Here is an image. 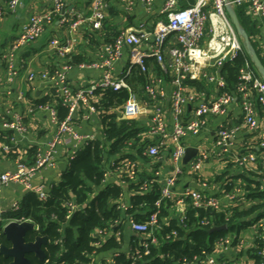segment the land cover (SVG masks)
I'll return each instance as SVG.
<instances>
[{"label": "built area", "instance_id": "2783aa9c", "mask_svg": "<svg viewBox=\"0 0 264 264\" xmlns=\"http://www.w3.org/2000/svg\"><path fill=\"white\" fill-rule=\"evenodd\" d=\"M46 1L51 4L52 9L32 16L3 55L6 65V88L10 96L14 94L24 69V61L20 59L19 52L30 42L40 39L46 26L51 23L53 15L65 9V0ZM121 1L126 4L127 9H131L135 3V0ZM142 1L148 11L153 10L155 0ZM162 1L161 13L167 17V21L160 22L154 33L145 31L142 26L133 31H124L113 41L102 45L98 60L81 65V68L100 72L99 79L88 88L78 91L72 89L68 82L71 69L69 64L53 72L28 74L29 81L38 78L46 81L54 89L62 104L67 107L68 113L63 120H60L52 107L48 105L39 107L50 112L52 120L58 123V131L44 149L38 150L32 164L18 163L15 171L7 170L0 173V198L6 188L18 185L37 194L41 201H46L50 190L44 186H35L34 179L42 171L56 166L58 148L70 147L67 155L69 163L76 158L79 151L95 140L93 136L84 135L75 128V113L81 104L87 106L94 114L97 113L100 104V100H96L97 95L102 98L107 91L114 93L125 91L128 97L121 105L118 120L138 121L149 115L151 121L145 135L152 141L145 148H141L142 155L156 160L168 155L172 164V171L166 177L156 172L157 180L162 178L160 199L156 202V206L160 208L164 201L174 203L175 216L179 217L181 224L185 226L188 203L196 209L215 212L226 210L233 203H237L239 196L235 193L216 196L191 188L177 191L178 181L184 173L183 162L188 149L186 139L189 136H201L208 130L211 119L225 118L230 107L238 101L242 124L229 126L224 121L220 122L213 149V154L217 157H228L232 148V139L243 128L252 132L259 126L256 104L264 108V79L247 55L227 13L224 0H193L192 4L187 0L184 7H181V0ZM7 2L12 9H15L20 0H7ZM230 4L233 7L247 4L254 19L264 18V0H230ZM107 8L106 0H93L91 15L86 18L77 14V20L70 27L71 31L76 33L86 22L93 29H101ZM69 21L67 17L62 19L64 23ZM172 39L174 45L169 46ZM71 42H75V39L68 41L65 46L60 40L55 39L50 42V46L61 57H65L70 51ZM126 52L129 55L128 62L119 71L117 66ZM238 60L242 61L241 67L238 70L237 83L231 88L222 70L227 64H235ZM151 61L157 65L154 74L148 65ZM134 79L144 80L145 100H141L134 90ZM193 83L203 84L206 88L201 90L192 88ZM17 98L22 97L19 95ZM166 100L170 101L169 110ZM189 108L193 111L187 116ZM6 127L22 136L27 132L24 116L19 112L12 114ZM140 136L139 133L137 139ZM136 143V139L129 140L127 147H134ZM259 149L264 152V140L259 144ZM209 157L207 151L199 152L191 165V170H198ZM233 159L239 165H247L249 162H255L257 156L247 152L234 155ZM137 174L135 161L126 156L118 157L117 162L111 164V170L105 172L103 183L110 182L115 176V182L128 186L137 180ZM157 180L143 181L140 192H149L152 185L158 183ZM67 208L65 219L69 220L77 205L74 201H70L67 203ZM131 208V203L120 201L117 209L123 213L126 222L124 224L115 222L107 228L98 227L92 230L93 252L89 255L90 261L85 264H145L146 259L153 256V251L161 247L163 240L160 238V232L163 224L160 221L159 210L150 214L144 221H138L128 213ZM18 210H20V202L13 203L12 211ZM5 213L6 210L0 201V225H3V228L12 221H26L6 219ZM52 217L57 219L56 215ZM202 225H209V221H202ZM256 225L263 228L261 236L264 239V219ZM36 230L40 231L38 226ZM178 236L179 232L172 230L164 236V241H171ZM126 237L130 240L125 241ZM110 239H114L121 248L103 251V246ZM60 243L59 239L54 242L55 245ZM126 243L127 246H124ZM231 244L232 239L223 236L216 241L211 252L203 250L191 257L179 258L176 264H228V261L220 259L218 251L227 249ZM123 256L126 259L121 261ZM160 257L165 260L167 256L162 254ZM43 262V264H59V258L51 260L45 257ZM261 264H264V251Z\"/></svg>", "mask_w": 264, "mask_h": 264}, {"label": "crops", "instance_id": "0c3cea01", "mask_svg": "<svg viewBox=\"0 0 264 264\" xmlns=\"http://www.w3.org/2000/svg\"><path fill=\"white\" fill-rule=\"evenodd\" d=\"M65 1V9L61 13L53 15L51 23L46 26L41 38L30 42L19 52L20 59L24 61V69L14 89V94L10 96L6 88V65L3 55L32 16L49 12L52 8L51 4L46 0H20L18 6L12 9L7 0H0V173L7 170L15 171L18 163L32 164L38 150L44 149L47 142L56 135L58 123L52 120L49 111L39 107L43 105L52 107L57 112L59 119L61 117V108L67 109L53 96L54 89L46 81L39 78L29 81V73L39 75L44 72H53L63 65L69 64L71 69L68 74V82L72 89L74 91L86 89L99 79L100 72L81 68V65L98 60L103 44L113 41L124 31H133L141 26L145 31L154 33L160 22L167 21V17L161 13L162 0H155L151 11H148L142 0H135L131 9H127L126 4L121 0H106L108 8L102 28L93 29L86 22L74 33L70 27L77 20L76 15L80 14L86 18L89 17L93 0ZM190 1V4H192L193 0ZM186 4L187 0H181V7ZM233 8L237 16L238 12H240V18L238 16L240 23L245 30L246 28L249 30L251 35L249 37L253 47L261 60H264V18L254 19L247 4ZM64 17L69 18L70 21L62 22ZM55 39L60 40L65 46L68 41L75 39V42H71L70 51L65 57H61L50 46V42ZM173 45L174 41L172 39L169 46ZM128 58L129 55L126 52L123 60L117 66L119 71L127 64ZM148 65L150 71L154 74L157 65L152 61ZM144 85L145 82L142 79L133 80V88L141 100L146 99ZM192 88L201 90L206 88V86L193 83ZM19 95L22 97L21 99L17 98ZM97 99L100 100V103H103V96L101 98L97 95ZM165 102L169 110L170 101L166 100ZM256 106L258 110V128L252 132L243 128L232 139V148L228 157H217L213 154V149L215 148L216 133L220 122L224 121L229 126L242 124V113L238 101L230 107L229 113L225 118L211 119L208 130L201 136H189L186 139L188 148L196 149L197 154L201 151H207L210 157L196 171L191 170V165L195 161L197 154L189 164L184 166V173L178 181L177 191L191 188L216 196H221L224 193H235L238 194L239 198L236 204L233 203L229 206L230 208H234L235 211L239 212H249L255 207V210L248 215L249 217L246 216L244 219L249 221L264 213V152L259 149V144L264 140V108L259 104H256ZM192 111V108H189L187 116ZM15 112L22 113L24 116L27 129L25 136L6 127V123L10 121L12 114ZM112 112L113 110L110 109L107 114ZM114 112L119 117L120 110L116 112L114 109ZM150 118L149 115H145L137 121L142 129L141 136L138 138L137 148L129 151V158L136 162L138 174L153 178L151 180H157L156 172H159L162 177H166L172 171V164L168 155L160 160L140 155L138 149L145 148L152 141L145 135L149 128ZM74 123L75 128L84 135H91L95 140L100 141L105 139L103 116H101L99 111L93 114L87 106L81 104L75 113ZM69 149L70 147L63 146L58 148L56 166L42 171L34 179L35 186H44L47 190H51L61 182L62 175L68 166L67 155L69 154ZM247 152L254 153L257 156V160L249 162L247 165H239L234 161V155ZM117 160V156L109 157L106 169L111 170V164L116 163ZM115 180L114 176L110 182ZM158 180L157 184L161 188L162 178ZM204 184L206 186H203ZM29 192L18 185H11L6 188L0 198L1 205L6 210L5 215L13 212V203L23 201ZM132 195L133 192H127L124 197L126 199ZM125 201L130 203L127 199ZM256 223L258 222L239 224L231 228L227 225L212 228L211 232H225L224 236H229L232 239V244L227 249H219L217 247L221 260L228 261V264L234 262L254 264V260L251 258V251L256 247V242L263 233V228L258 227ZM217 228L222 229L214 230ZM2 230L3 225L0 228L1 233ZM127 240H130V238L125 239V241ZM124 246H127V243Z\"/></svg>", "mask_w": 264, "mask_h": 264}, {"label": "trees", "instance_id": "16d2710c", "mask_svg": "<svg viewBox=\"0 0 264 264\" xmlns=\"http://www.w3.org/2000/svg\"><path fill=\"white\" fill-rule=\"evenodd\" d=\"M238 16L240 18V12H238ZM243 25L245 26V24ZM246 31L251 36L247 28ZM241 62L238 60L235 64H227L222 70V74L226 77L231 88L237 83ZM262 62L264 64L263 59ZM53 93V96L61 104L62 102L55 91ZM127 97L128 94L125 91L105 92L103 103H100L97 108L103 116L105 139L90 142L79 151L75 159L69 161L61 182L49 191V198L46 201H41L37 194L29 192L20 202V210L5 215L6 219L31 221L39 227L40 232L48 240V243L43 247L47 259L59 258V264L89 262V255L93 252L92 230L98 227L107 228L115 222L124 224L126 222L124 215L117 209V205L126 199L132 205L128 213L138 221H144L157 210L160 212L159 217L163 224L160 238L163 243L159 249L153 251L152 257L146 259L145 264H176L179 258L191 257L203 250L211 252L215 242L225 235V232H211L213 227L227 225L231 228L235 225L251 224L264 219V213L249 221L244 219L255 210V207L249 212L235 211L234 208L215 212L196 209L188 203L185 226H183L180 218L175 216L174 203L164 201L160 208L156 206V202L160 199V186L157 183L152 185L149 192H140L141 183L145 180L151 181L153 178L137 174V180L128 186L115 181L103 183L107 171V159L111 156L129 157V151L136 149L137 143L134 147L128 148L127 142L132 139L138 141L137 136L142 131L137 121L118 120V114L114 112V109L116 112L120 110ZM110 109L113 112L107 114ZM67 113L68 109L62 107L60 119L63 120ZM138 150L142 155L141 149ZM127 192H133V195L125 199L124 196ZM70 201H74L77 208L67 220L65 219L68 211L67 203ZM53 215H56L57 219H53ZM204 220L209 221V225L203 226L202 221ZM172 230L179 232L178 238L164 241V236ZM2 236L3 234L0 232V237ZM58 239L61 240V243L55 245L54 242ZM120 248L121 245L114 239H110L102 250ZM263 251L264 239L260 236L256 247L251 251L254 264L262 263ZM162 254L167 256L165 260L160 257ZM125 259L123 256L121 261Z\"/></svg>", "mask_w": 264, "mask_h": 264}, {"label": "water", "instance_id": "95a60500", "mask_svg": "<svg viewBox=\"0 0 264 264\" xmlns=\"http://www.w3.org/2000/svg\"><path fill=\"white\" fill-rule=\"evenodd\" d=\"M224 2L226 5L227 13L233 22V25L242 41L247 55L249 56L252 64L257 69L258 73L264 79V64L260 56L258 55L256 49L253 47L248 33L242 27L236 11L230 4V0H224ZM196 154V149L188 148L183 165L186 166L187 164H189L196 156ZM221 229L222 228H217L214 230ZM33 231H36V225L31 221H12L3 228V236L12 243V248L9 249L8 253L5 255L6 258L12 259L9 264H31L30 260L26 258V254L30 252L35 253L41 262L44 261L46 253L42 247L48 243V240L46 237H40L34 244L26 243V236ZM2 250H4V247H2Z\"/></svg>", "mask_w": 264, "mask_h": 264}, {"label": "flooded vegetation", "instance_id": "af4514ba", "mask_svg": "<svg viewBox=\"0 0 264 264\" xmlns=\"http://www.w3.org/2000/svg\"><path fill=\"white\" fill-rule=\"evenodd\" d=\"M40 237H43V234L40 231L36 230V231L30 232L26 236V243L34 244L36 243L37 239ZM2 247H4V250H2ZM11 248H12V243L8 241L6 237L4 236L0 237V264H9L12 261L11 258L5 257V255L8 253V250ZM26 258L30 260L31 264H37L39 262L41 263V261L39 260V258L36 256L35 253H32V252L27 253Z\"/></svg>", "mask_w": 264, "mask_h": 264}]
</instances>
